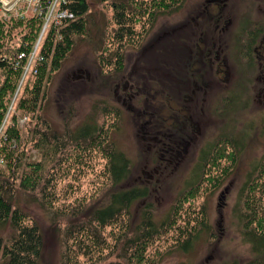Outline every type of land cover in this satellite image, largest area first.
<instances>
[{"label": "rangeland", "instance_id": "374dc122", "mask_svg": "<svg viewBox=\"0 0 264 264\" xmlns=\"http://www.w3.org/2000/svg\"><path fill=\"white\" fill-rule=\"evenodd\" d=\"M14 1H17L18 12L12 10L5 15L0 9V18L6 22L12 18L15 23L22 17L20 12L30 18L39 13L46 20L33 52L52 20L56 19L58 0L42 13L36 10L32 0ZM88 1L90 11L86 29L74 36L72 49L59 68L52 74L47 72L41 93L43 100L35 114L19 110L20 98L15 100L14 96L0 125V136L6 128L18 127L22 141L26 143L24 161L42 162L44 175L51 178L48 190H54L53 205H43L40 191L21 188V180L17 182L14 199L15 204L40 225L43 234L40 264H61L65 229L87 221L92 210L107 204L108 194L114 190L104 151L87 149L83 140L76 142L70 137L79 126L95 122L104 124L116 145L131 159V173L122 186L147 185L151 193L147 201L134 202L130 214L121 217L115 227L103 229L107 245L120 248L124 243L123 239L116 242L117 235L112 234V229L121 236L126 230L129 236L133 235L146 203L152 205L153 218L158 224L168 217L173 220L181 194L199 186V192L185 203L173 228H167L150 244L149 257L159 264H264V252L255 250L252 235L247 233L248 217L245 216L250 205L247 194L264 159V92L260 90L264 74L260 73L254 49L249 47L245 53V31L257 34L253 46H258L264 36V0H226L228 5L222 19L224 31H216L215 24L204 15L207 0H186L181 8L159 14L154 24L142 17L133 38L119 46V53L124 58L121 70L115 69L116 64L119 67L115 54L118 44L114 42L118 29L112 7L115 0ZM210 10L217 12L214 6H210ZM24 24L20 27L6 25L12 35L7 46L20 43V37L27 29V23ZM215 41L221 45V54L231 68L230 84L205 88L198 85L200 88L192 95V89L180 78H193V73L201 68V64L196 63L199 45L204 48V43L208 45ZM185 65L191 66L185 69ZM31 72L34 71H25L17 93L22 91L26 76ZM194 77L193 81L199 80L197 75ZM3 79L4 73L0 70V84ZM204 79L208 82L210 78ZM172 80L179 81L180 89L175 88ZM29 85H32L31 81L26 88H30ZM145 88L148 91L145 92ZM169 88L175 116L169 111L172 107L169 105ZM188 88L190 91L186 93ZM146 101L152 111L162 109L168 122L173 117L179 119L175 120L178 125L183 124L182 134L170 130L166 136L173 140L180 135L189 140L193 137L178 158L164 160L167 157L163 148L166 139L160 137L156 144L147 137L148 132L159 136V130H147L145 123L150 116L144 114ZM116 106L120 109L119 114L114 110L104 112L105 107ZM179 112L189 117H182ZM15 115L16 120L13 119ZM188 118L190 122L184 123L183 119ZM168 122L164 131L171 123ZM36 128H48L51 141L57 140L59 148L63 146L62 150L51 151V155L46 156L41 149L34 148L33 139L36 142L38 136ZM226 135L231 136L232 143L227 145L235 152L234 158L209 167L207 176H201L200 169L196 173L195 167L201 156L209 153L219 140L226 143ZM260 180L264 181V176ZM199 182L200 185H196ZM258 195L260 197L261 193ZM252 225L254 228L255 222ZM190 231L192 235H189ZM15 233L10 222L0 225L1 248ZM190 236V244L184 250L182 241ZM114 261L126 264L122 256H116L109 248L92 259L81 258V264Z\"/></svg>", "mask_w": 264, "mask_h": 264}, {"label": "trees", "instance_id": "16d2710c", "mask_svg": "<svg viewBox=\"0 0 264 264\" xmlns=\"http://www.w3.org/2000/svg\"><path fill=\"white\" fill-rule=\"evenodd\" d=\"M39 1L42 10L46 8L48 10L50 4L54 3L55 0ZM185 1L186 0H147L146 2V0H141L140 2V0H115L114 3H112V7L114 9V20L118 25V29L115 33L114 42L118 44V50H116L115 54L119 65V67H117L115 63V69L121 70L123 68L124 58L119 53V46L122 45L125 40L133 38L135 27L140 24L143 18L146 17L148 21L154 24L159 14L163 12L171 13V11L181 8ZM60 11L72 13L73 17H64L58 24L53 22L50 25L39 46L41 60L36 66L37 72H31L26 76V84L22 91H18L19 94L17 93V89L20 80L24 76L26 59H19L18 56L21 52H32L46 20H44L43 16L39 13L34 14L32 18L23 13L22 17L16 19L15 23H13L12 18L9 19L8 22L2 17L0 18V21H2V23H0V70L4 73L3 82L0 84V125L10 108L14 96L15 100L20 98L18 101L19 110L25 113L32 112V114H35L38 104L43 100L41 93L47 72L52 74L53 71L59 68L62 60L72 49L74 36L76 34H82L85 31L87 15L90 11L88 0H58L57 12ZM206 15L210 21L209 15ZM24 22L25 24L27 23L26 25L24 24L27 29L20 37V43L15 46H7V40L11 39L12 35L9 29L7 31L6 25L13 27L15 24L16 27H20ZM256 40L257 34L250 32V49H255L253 45L256 43ZM180 79L187 83L190 81V79L185 76ZM30 81L32 85H29L30 88H26ZM191 81H193V79H191ZM175 88L178 90L177 85ZM25 89H27L26 92H24ZM146 91L148 90L145 88V92ZM188 91H190L189 88L186 90V93ZM23 92L24 95L22 94ZM195 92H197V89H192L190 94L193 95ZM168 96L169 105L171 104L172 106L169 111L171 112V116H175L174 112H176V110L172 105L174 99L170 88L168 90ZM113 110L117 114L120 113V109L117 106L115 108H104L105 113H109ZM144 114L150 116L148 123H145L148 127L147 130L151 132L154 128L158 129L159 137H163L166 140L167 130H172L177 134H182L184 130L183 124L178 125L175 121H179V119L171 117V123L168 122V119L164 117L162 109L152 111L148 101H146ZM179 114L181 115L182 112H179ZM184 116L189 117L182 114V117ZM13 119L16 120L18 118L15 115ZM183 120L184 123L190 122V118ZM167 122L170 123V125L167 127L166 131H164ZM45 123L46 127H49L46 121ZM40 124L41 122L39 120L38 125ZM35 133H37L38 136H36V142L33 139V146L34 148L41 149L44 155L50 156L51 151L59 152L62 150L63 146L59 148L60 145L57 140L52 142L53 139L48 135V128L46 130L36 128ZM70 137L76 142L83 140L87 145V149L94 150L98 148L104 151L108 159V172L114 190H110L107 204L92 210L88 216L89 218L87 217V221H83L65 229L63 239L64 250L61 256V264H81L82 257L92 259L97 254H103L108 248L111 249V252L116 254V256H122L126 264H159L149 257L150 244L167 228H173L176 224L177 216H179L184 209L185 203L190 202L194 198L195 194L199 192L200 187L193 186L195 185L193 184V187L182 193L178 198V204L174 208V219L170 221L168 217L167 220L161 224H158L153 218L152 205L146 203L143 206L141 221L136 229L134 227L135 232L132 236H129L127 230L122 233L121 236L116 231L114 233V229H112V234L117 235L115 236L116 242L121 239H123L124 242L120 248L118 245L112 248L106 244V239L102 234L103 229L110 226L115 227L121 217L129 215L130 207L134 202L141 200L147 201L151 197L150 189L147 185H135L131 187L122 186L131 173L132 162L116 145L115 140L110 137L109 130L105 129L104 124L99 125L97 122L85 123L76 128ZM53 138H55L54 135ZM230 138V135H226V143L219 140L212 145L210 152L205 154L206 156L204 155L205 157L201 156V161L195 167L196 173L198 169H200L202 170L201 176H207L209 167L219 166L222 161L234 158L235 152L231 151L227 145L232 143ZM233 143L235 142L233 141ZM25 146L26 143H23L22 134L17 126L6 128L4 133L0 136V160L2 159L4 161L3 163L0 162V225L10 222L16 231L2 248L0 244V264H40L39 255L43 247V234L39 223L32 218L27 211L15 204L14 199L17 193L18 180H21L19 185L21 188L40 191L43 196V205H45V203L53 205L54 203L52 200L54 190L52 192L48 190L51 178H47L48 176L44 175V166L42 162L24 161L26 155ZM233 146L237 148V145L235 146L233 144ZM262 176H264V159L261 162L258 176L251 182L249 193L247 194V202L248 204L250 203L249 211L245 215L248 217L247 226L249 227L247 228L249 232L247 233L252 235L251 240L254 243L255 250L261 253L264 252V181L260 180ZM196 185H200V182ZM259 193H261L260 197L258 195ZM254 222L255 227L253 228L252 224ZM129 227L131 228L130 225ZM189 235H192L191 231ZM191 239L190 236L182 241L181 245H183L184 250H187ZM107 264L122 263L114 261Z\"/></svg>", "mask_w": 264, "mask_h": 264}, {"label": "flooded vegetation", "instance_id": "af4514ba", "mask_svg": "<svg viewBox=\"0 0 264 264\" xmlns=\"http://www.w3.org/2000/svg\"><path fill=\"white\" fill-rule=\"evenodd\" d=\"M227 5L228 4L226 3V0H207V5L203 9V12L205 13L204 15L208 14L209 19L215 24L214 27L216 31H224V29L226 28L224 25H222L223 22L222 19L225 16L224 13ZM210 6L212 7L214 6L217 12L211 13ZM228 20L229 19L226 20V23ZM199 46H200V52L197 54L198 58L196 63L199 62V64H201L200 66L201 68L197 72L193 73V78H192L194 80L195 79L194 76L197 75V78H199V80L197 79L198 82L190 80L188 83L183 82V84L189 87L190 89H199L200 87H198V85H201V87L203 86V88H205V87H210V85L212 87H216V86H221L222 84L225 83L230 84L229 79H230V75L232 74L231 68L229 67L228 61L225 58V56L223 57V55L221 54L222 49H221V45L218 46V41L210 42L208 45L204 43V48L202 44H200ZM248 50H249V34L248 31H245V53ZM254 51L257 55L256 57L258 61L257 63L260 67V73L264 74V36L262 39H260V43L258 46L255 47ZM190 66L191 65H185V69L189 68ZM207 76L210 78L208 82H206L204 79ZM173 83L175 84L176 81L173 80ZM178 84L179 81L176 84L177 87L179 88ZM260 90L264 92V78H262ZM194 94H196V92ZM167 132L169 131L167 130ZM147 137L151 138V141L156 142V144L159 143L158 142L160 138L159 136H153L151 133L148 132ZM166 137H167L166 143L164 142V145L166 146L164 150V154L166 153L167 157H164L163 159L168 161L171 160L174 156L178 158L180 156L179 154H181L182 151L186 150V147L188 146L189 142H191L190 140L193 139L192 137L189 140V138L183 137L181 135L179 136L178 139L175 140H173V138H170L168 136ZM173 143L174 145H172Z\"/></svg>", "mask_w": 264, "mask_h": 264}, {"label": "built area", "instance_id": "2783aa9c", "mask_svg": "<svg viewBox=\"0 0 264 264\" xmlns=\"http://www.w3.org/2000/svg\"><path fill=\"white\" fill-rule=\"evenodd\" d=\"M32 1L35 2L36 10L39 11L40 13H42L43 10L41 9L40 1L39 0H32ZM0 3H1L0 9L1 8L3 9L2 11L5 13V15L7 12L12 11V10H16L17 12L19 11L17 1L0 0ZM55 6H57V4H55ZM55 6L53 7L54 10L56 9ZM19 14H21V16H22L23 12H20ZM64 17L72 18L73 14L69 13L67 11L56 12V19H53L52 23L55 22L56 24H58L60 22V20ZM39 46H40V44H38L36 46V48L33 52H30V53L21 52L19 54V56H18L19 59H24V58L26 59V65H25V71L26 72H29L30 70L34 71L35 73L37 72L36 66L41 60V57L39 55ZM36 57H37V61L34 62ZM27 62H28V64H27ZM0 162L3 163L4 161L1 159Z\"/></svg>", "mask_w": 264, "mask_h": 264}]
</instances>
